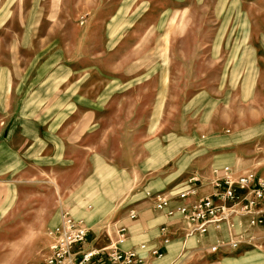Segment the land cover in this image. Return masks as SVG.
Returning a JSON list of instances; mask_svg holds the SVG:
<instances>
[{
	"label": "rangeland",
	"instance_id": "1",
	"mask_svg": "<svg viewBox=\"0 0 264 264\" xmlns=\"http://www.w3.org/2000/svg\"><path fill=\"white\" fill-rule=\"evenodd\" d=\"M227 166L264 175V0H0V264L39 262L63 210L112 248ZM175 217L168 264H264V227L212 254L230 226Z\"/></svg>",
	"mask_w": 264,
	"mask_h": 264
},
{
	"label": "built area",
	"instance_id": "2",
	"mask_svg": "<svg viewBox=\"0 0 264 264\" xmlns=\"http://www.w3.org/2000/svg\"><path fill=\"white\" fill-rule=\"evenodd\" d=\"M236 173L227 166L213 169L206 177L194 175L176 196H153V205L156 210L166 212L169 218L180 216L186 223L185 232L190 236H209L212 231L220 232L229 225L228 241L218 240L210 252L239 251L249 241V230L264 227V175ZM207 188H211L212 193L203 196L202 192ZM173 203L177 205L173 207ZM129 217L135 220L137 213L132 211ZM161 234L162 247L150 248L148 244H141L123 249L128 241V230L122 227L114 247L99 248L93 242L87 224L63 210L59 224L49 233L50 245L35 264H154L163 256L173 236L167 226L161 228Z\"/></svg>",
	"mask_w": 264,
	"mask_h": 264
},
{
	"label": "crops",
	"instance_id": "3",
	"mask_svg": "<svg viewBox=\"0 0 264 264\" xmlns=\"http://www.w3.org/2000/svg\"><path fill=\"white\" fill-rule=\"evenodd\" d=\"M157 183L161 185L160 190H158L159 192L166 191V189L168 188L166 182L164 181L156 182V185H158ZM211 193H212L211 188H207L202 192L203 196H209ZM176 205L177 204L174 203L172 206L175 207ZM152 207H154V205ZM137 208L140 211V219L138 220L137 223L129 224L128 226L129 231H128L127 242H129L130 245H132V247L141 245L142 243L136 244L141 241L142 242L146 241L150 248L162 247L164 243L162 241L163 236L161 234V228L165 226H167L170 229L171 233L178 232V230L175 227L176 226L175 224H177V220H176L177 217L169 218L167 214L164 212H158L154 214L152 210H150L151 209L150 206L148 207L147 204L140 205ZM215 233L217 232L212 231L209 234V236ZM166 250H167V246L164 249V251ZM169 250H170L169 255H163V257L160 260H155L154 264H168L178 252L177 243L176 242L170 243Z\"/></svg>",
	"mask_w": 264,
	"mask_h": 264
},
{
	"label": "bare ground",
	"instance_id": "4",
	"mask_svg": "<svg viewBox=\"0 0 264 264\" xmlns=\"http://www.w3.org/2000/svg\"><path fill=\"white\" fill-rule=\"evenodd\" d=\"M162 257H163V256H162ZM162 257H161V258H162ZM161 258H159V259H156V260H160Z\"/></svg>",
	"mask_w": 264,
	"mask_h": 264
}]
</instances>
